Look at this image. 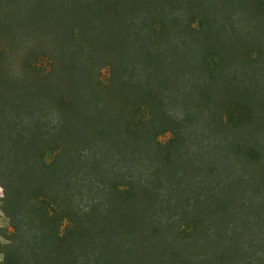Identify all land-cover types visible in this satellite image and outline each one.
Listing matches in <instances>:
<instances>
[{"label": "trees", "instance_id": "obj_1", "mask_svg": "<svg viewBox=\"0 0 264 264\" xmlns=\"http://www.w3.org/2000/svg\"><path fill=\"white\" fill-rule=\"evenodd\" d=\"M0 189V264H264V0H0Z\"/></svg>", "mask_w": 264, "mask_h": 264}, {"label": "rangeland", "instance_id": "obj_2", "mask_svg": "<svg viewBox=\"0 0 264 264\" xmlns=\"http://www.w3.org/2000/svg\"><path fill=\"white\" fill-rule=\"evenodd\" d=\"M169 139V135H164L161 137V141L163 143L167 142ZM3 197V191L0 189V241H2V234L3 232L6 231H10V225H9V221L6 219V217L4 216L2 210H1V199Z\"/></svg>", "mask_w": 264, "mask_h": 264}]
</instances>
